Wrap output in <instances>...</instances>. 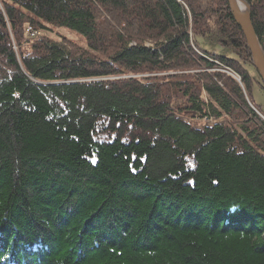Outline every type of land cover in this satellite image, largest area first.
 Instances as JSON below:
<instances>
[{
	"label": "trees",
	"instance_id": "1",
	"mask_svg": "<svg viewBox=\"0 0 264 264\" xmlns=\"http://www.w3.org/2000/svg\"><path fill=\"white\" fill-rule=\"evenodd\" d=\"M255 86L227 0H0V264H264Z\"/></svg>",
	"mask_w": 264,
	"mask_h": 264
},
{
	"label": "rangeland",
	"instance_id": "2",
	"mask_svg": "<svg viewBox=\"0 0 264 264\" xmlns=\"http://www.w3.org/2000/svg\"><path fill=\"white\" fill-rule=\"evenodd\" d=\"M45 25H46L45 26L46 28L43 30L44 34L54 37L56 39L65 37L82 47H86V42L83 36L80 35L79 33L73 30H70L68 28H65V27H55L47 23ZM197 41L200 47L207 52L219 54L223 56H233L231 49L229 47L221 46L216 41V38L210 39V38L198 37ZM253 97L255 99V102L261 107V110L264 112V92L260 90L257 86H255L253 89ZM174 102H175V105H182L184 103V100L179 99ZM199 122H202V121L200 120ZM197 126L201 127L202 125L198 123Z\"/></svg>",
	"mask_w": 264,
	"mask_h": 264
},
{
	"label": "water",
	"instance_id": "3",
	"mask_svg": "<svg viewBox=\"0 0 264 264\" xmlns=\"http://www.w3.org/2000/svg\"><path fill=\"white\" fill-rule=\"evenodd\" d=\"M227 1L235 21L240 26L246 38L248 48L252 54L254 67L258 71V74L264 84V53L251 22L249 7L243 0ZM239 1L241 3L243 1L244 4L241 6Z\"/></svg>",
	"mask_w": 264,
	"mask_h": 264
},
{
	"label": "built area",
	"instance_id": "4",
	"mask_svg": "<svg viewBox=\"0 0 264 264\" xmlns=\"http://www.w3.org/2000/svg\"><path fill=\"white\" fill-rule=\"evenodd\" d=\"M26 32L29 34V35H34L36 34V32L34 30L31 29V27L27 28L26 29Z\"/></svg>",
	"mask_w": 264,
	"mask_h": 264
},
{
	"label": "bare ground",
	"instance_id": "5",
	"mask_svg": "<svg viewBox=\"0 0 264 264\" xmlns=\"http://www.w3.org/2000/svg\"><path fill=\"white\" fill-rule=\"evenodd\" d=\"M247 5H248V3L245 1V0H243ZM243 1H242V3L239 1V4L242 6L244 3H243ZM229 5V4H228ZM254 28V27H253ZM245 37V36H244ZM246 39V38H245Z\"/></svg>",
	"mask_w": 264,
	"mask_h": 264
}]
</instances>
